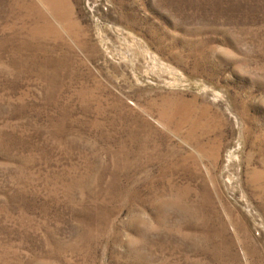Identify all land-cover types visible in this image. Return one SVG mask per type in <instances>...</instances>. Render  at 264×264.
I'll return each mask as SVG.
<instances>
[{"label":"rangeland","instance_id":"1","mask_svg":"<svg viewBox=\"0 0 264 264\" xmlns=\"http://www.w3.org/2000/svg\"><path fill=\"white\" fill-rule=\"evenodd\" d=\"M0 264H264V0H0Z\"/></svg>","mask_w":264,"mask_h":264}]
</instances>
